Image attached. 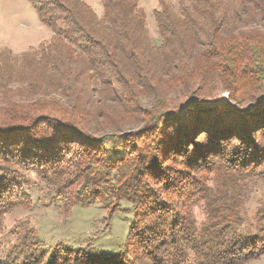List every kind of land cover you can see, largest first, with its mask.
<instances>
[{"label":"trees","instance_id":"16d2710c","mask_svg":"<svg viewBox=\"0 0 264 264\" xmlns=\"http://www.w3.org/2000/svg\"><path fill=\"white\" fill-rule=\"evenodd\" d=\"M100 1L101 17L83 0H29L51 39L0 56V217L30 203L27 168L65 202L129 208L127 233L107 250L39 240L31 251L23 235L0 264L264 257V200L253 219L245 211L264 184V0H159V46L137 0ZM115 132L125 155L109 160Z\"/></svg>","mask_w":264,"mask_h":264},{"label":"rangeland","instance_id":"374dc122","mask_svg":"<svg viewBox=\"0 0 264 264\" xmlns=\"http://www.w3.org/2000/svg\"><path fill=\"white\" fill-rule=\"evenodd\" d=\"M93 12L101 17L103 13L100 0H83ZM139 6L145 11L146 30L149 40L153 45H160V37L157 32L154 11L159 8V0H137ZM174 8H177V0H165ZM53 32L42 24L34 7L29 0H0V56L8 58L20 57L22 54L36 49L42 42L51 39ZM0 57V64L3 63ZM16 85L12 86L15 89ZM11 88V86L9 87ZM1 94V91H0ZM150 99H144L148 105ZM214 101L226 102L227 95L222 94L214 98ZM132 127L122 128L128 131ZM95 137H100L103 131L95 130ZM108 134H112L108 133ZM118 138L113 143H108L106 155L109 160L122 158L125 153L118 150L122 132H115ZM24 187L29 192L30 203L15 205L7 209L0 217V254H7L15 242L23 236L27 246L32 251L37 249L35 244L42 241L44 247H61L66 245L73 249L85 247L107 250L113 249L126 235L131 221L129 208L108 213L102 201L80 200L64 201L63 197H56L57 187L46 183L39 176L34 175L27 168L18 172ZM85 179L80 178V183ZM23 187V186H22ZM78 189L77 186L72 188ZM246 203L245 211L250 219H253L260 202L264 200V184H258ZM71 192V193H72ZM71 197L72 194H71ZM75 204H74V202ZM87 202H91L87 203ZM197 222H201L199 211L195 212ZM30 234V235H29ZM34 236L35 238L31 237ZM249 264H264V257Z\"/></svg>","mask_w":264,"mask_h":264}]
</instances>
